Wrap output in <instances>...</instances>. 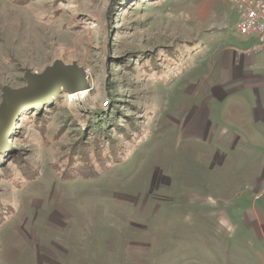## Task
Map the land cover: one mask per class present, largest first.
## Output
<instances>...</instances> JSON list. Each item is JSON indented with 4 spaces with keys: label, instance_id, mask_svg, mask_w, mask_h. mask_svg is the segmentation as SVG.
<instances>
[{
    "label": "rangeland",
    "instance_id": "rangeland-1",
    "mask_svg": "<svg viewBox=\"0 0 264 264\" xmlns=\"http://www.w3.org/2000/svg\"><path fill=\"white\" fill-rule=\"evenodd\" d=\"M236 19L230 0H0V106L57 62L91 89L19 111L0 152V264H264V53ZM100 114L122 163L65 178ZM131 122L135 143L116 131Z\"/></svg>",
    "mask_w": 264,
    "mask_h": 264
},
{
    "label": "trees",
    "instance_id": "trees-1",
    "mask_svg": "<svg viewBox=\"0 0 264 264\" xmlns=\"http://www.w3.org/2000/svg\"><path fill=\"white\" fill-rule=\"evenodd\" d=\"M16 2L22 3L29 0H14ZM192 52V50H190ZM177 52H169L168 57H176ZM151 65L153 67L152 71H158L162 73V69H160V65L156 61V59L151 60ZM146 73H150V69H146ZM115 113H108L106 117L108 119H113ZM104 118L102 114L98 115L94 122L91 124L90 129L96 133V137L91 142V149H88L83 143H80L76 147L73 148V151L69 154L70 161L68 164V173L65 175L67 179H76L82 178L85 180H90L94 178H98L100 176V171H104L106 173L110 172V167L112 163H122L124 158V151L118 146L119 144L117 141L112 140L111 138L106 135L107 126L102 125V121ZM35 124L42 125V131H45V124L46 120L45 117L40 118L38 115L35 118ZM131 126L130 131H126L125 129H117V133L125 137L128 142L135 143L136 139L138 138L139 132L137 126H135L132 122L129 123ZM104 135V136H103ZM100 136L105 137L107 140L106 144L104 141L100 139ZM104 139V138H103ZM108 145L110 147V154L106 156L104 154V146ZM92 151V152H91ZM120 152H122L120 154ZM5 159L10 160L13 165H15L20 172H22V177H26L30 180L31 175H37V171H33V165L24 162L22 155H18L17 157H13V153L11 152L10 155L6 154ZM2 175L8 179L9 181H14L16 184H20V181L15 180L14 172L9 169V167L4 166L2 168ZM4 205L0 204V222H3L6 219V214L9 213V208L6 206L3 208Z\"/></svg>",
    "mask_w": 264,
    "mask_h": 264
},
{
    "label": "water",
    "instance_id": "water-1",
    "mask_svg": "<svg viewBox=\"0 0 264 264\" xmlns=\"http://www.w3.org/2000/svg\"><path fill=\"white\" fill-rule=\"evenodd\" d=\"M72 66L73 68L66 67L57 62L41 78L29 76L28 89L15 91L4 88V102L0 106V152L7 147V140L15 129L16 119L22 108L30 106L39 109L51 102L62 88L71 93L86 87L83 72L77 69L76 64Z\"/></svg>",
    "mask_w": 264,
    "mask_h": 264
},
{
    "label": "built area",
    "instance_id": "built-area-1",
    "mask_svg": "<svg viewBox=\"0 0 264 264\" xmlns=\"http://www.w3.org/2000/svg\"><path fill=\"white\" fill-rule=\"evenodd\" d=\"M236 14V30L249 44L254 57L264 53V0H230Z\"/></svg>",
    "mask_w": 264,
    "mask_h": 264
},
{
    "label": "bare ground",
    "instance_id": "bare-ground-1",
    "mask_svg": "<svg viewBox=\"0 0 264 264\" xmlns=\"http://www.w3.org/2000/svg\"><path fill=\"white\" fill-rule=\"evenodd\" d=\"M91 92V89L88 85H86V87L82 90H79L78 92H74V93H71L69 95V99L71 100H75V101H83L84 99H86L89 94Z\"/></svg>",
    "mask_w": 264,
    "mask_h": 264
},
{
    "label": "crops",
    "instance_id": "crops-1",
    "mask_svg": "<svg viewBox=\"0 0 264 264\" xmlns=\"http://www.w3.org/2000/svg\"><path fill=\"white\" fill-rule=\"evenodd\" d=\"M250 56H252V55H250ZM252 57H254V56H252ZM254 58H256V57H254ZM255 61V60H254Z\"/></svg>",
    "mask_w": 264,
    "mask_h": 264
}]
</instances>
